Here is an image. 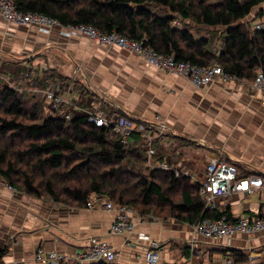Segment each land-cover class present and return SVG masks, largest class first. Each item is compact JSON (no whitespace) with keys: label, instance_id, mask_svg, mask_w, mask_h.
<instances>
[{"label":"crops","instance_id":"0c3cea01","mask_svg":"<svg viewBox=\"0 0 264 264\" xmlns=\"http://www.w3.org/2000/svg\"><path fill=\"white\" fill-rule=\"evenodd\" d=\"M260 10L264 11V2L241 23L263 21L255 18ZM174 17L172 28H188L187 23L191 30H186L198 37L193 22ZM46 72L47 79H54L51 89L64 102L63 116L32 81L41 77L45 81ZM5 88L18 97L23 91L38 99L45 118L72 119L103 111L109 116L126 115L137 124L163 126L172 136L165 144L170 149L164 160L177 164L180 158L198 182L214 158L236 165L240 177L264 179V106L243 82H217L199 89L127 49L100 45L64 26L14 25L0 17V93ZM179 140L186 144L178 146ZM126 148H140L139 139L133 137ZM189 185L197 186L191 181ZM16 199L0 188V249H7L1 264H44L34 259L37 249L72 257L87 249L92 238L118 254L110 264H144L150 241L160 244V264H222L226 259L232 264H264V233L209 239L195 234L190 225L131 212L134 232L122 237L110 232L115 212L105 209L109 201L101 196L90 197L91 208H68L36 197ZM218 214L232 220L242 214H264V190L220 198L216 212L208 211L211 217Z\"/></svg>","mask_w":264,"mask_h":264},{"label":"trees","instance_id":"16d2710c","mask_svg":"<svg viewBox=\"0 0 264 264\" xmlns=\"http://www.w3.org/2000/svg\"><path fill=\"white\" fill-rule=\"evenodd\" d=\"M12 1L23 13L44 14L65 27L87 25L102 34L117 33L129 40L143 41L144 46L157 54L172 56L177 62L200 67L217 64L238 81L252 82L258 71L264 74V31H251L241 23L264 0ZM174 16L198 26L223 28L221 34L213 33L220 47L216 38L197 39L185 26L172 28ZM255 18L264 20V11H258ZM214 52L218 55L214 56ZM32 99L29 95L18 97L9 88L0 93V176L7 184L14 187L13 179L20 175L17 164L10 159L12 140L20 139L19 146L27 142L23 150L17 151L15 160L29 157L32 171L46 179L42 184L45 197L58 204L69 202L66 206L82 208L92 195H98L126 206L141 218L173 220L190 226L204 218L226 216H209L198 186L191 187L188 178L146 168L147 158L141 148H126L118 135L94 127L86 117L45 118L41 103ZM133 137L138 139L137 135ZM1 141L8 142V147ZM154 147L159 152L154 161H163L170 147ZM21 176L23 193L42 198L34 178ZM178 191L179 200L175 202L171 197ZM6 252V248L0 249V261Z\"/></svg>","mask_w":264,"mask_h":264},{"label":"built area","instance_id":"2783aa9c","mask_svg":"<svg viewBox=\"0 0 264 264\" xmlns=\"http://www.w3.org/2000/svg\"><path fill=\"white\" fill-rule=\"evenodd\" d=\"M0 17L9 24L38 26V27H63L57 19L39 13H23L18 10L12 0H0ZM173 25H177L174 22ZM65 27V26H64ZM72 33L86 36L91 41L100 45L116 46L127 49L141 55L145 61L162 71L185 78L194 87H203L214 82L238 81L236 78L224 73L222 68L217 65L207 67L194 66L189 63L177 62L172 56L157 54L149 47L144 46L143 41L129 40L117 33L102 34L87 25L66 27ZM253 31H264V20L252 27ZM218 55V54H217ZM251 88L260 98L264 106V74L261 71L256 73L251 82ZM45 97L50 100L56 108L57 113L63 116V100L57 96L53 90L45 92ZM69 119V117H65ZM87 122L96 128L109 129L121 139V143L126 147L133 136L137 135L140 148L145 152L148 168H155L164 171H171L175 178L185 177L198 186V195L204 203V210H217L220 198H229L235 194H251L259 190H264V179L257 175L241 177L237 167L219 158L210 160L205 166L204 178L197 181L190 170L182 168L181 165L170 164L168 161L155 162L154 157L159 155L154 145L167 144L169 132L164 127L152 124H142L136 126L134 121L124 115L109 116L103 111L90 113L86 116ZM156 130V131H155ZM157 132V135L154 134ZM0 188L12 194L17 193V189L9 184L0 176ZM87 207L91 208L88 201ZM107 211L115 212L114 220L110 227V232L117 236L129 237L134 232V224L131 220V211L124 205L111 202L105 203ZM195 234L209 239H225L234 235H241L251 238L259 233H264V214L254 216L242 214L236 219H229L221 216L218 219L204 218L197 221L193 226ZM130 246V242H126ZM160 244L157 241L148 242L143 254L144 264H160ZM193 253H198L192 247ZM118 257V254L107 244L95 238L90 240L87 249L78 251L72 257H65L54 251L44 253L42 250L35 251L34 259L36 262L44 264H110ZM1 264V263H0ZM222 264H232L230 259H226Z\"/></svg>","mask_w":264,"mask_h":264},{"label":"rangeland","instance_id":"374dc122","mask_svg":"<svg viewBox=\"0 0 264 264\" xmlns=\"http://www.w3.org/2000/svg\"><path fill=\"white\" fill-rule=\"evenodd\" d=\"M212 0H208V2H211ZM256 15H257V13H256ZM255 15V16H256ZM247 25H248V27H249V29L251 30V31H253L252 30V27L253 26H255L256 24H258V23H256V24H252V23H249V22H247L246 23ZM252 24V25H251ZM186 25L188 26V28L187 29H189V30H191V28H190V26L186 23ZM195 26V25H194ZM197 26V27H196ZM195 27L198 29L199 27H201V26H198V25H196ZM179 28H180V25H179ZM182 28H183V26H182ZM195 30V31H198L197 33H196V35L198 36L197 38L199 39V37L200 36H202V35H207V37L210 39H215L216 38V41H218L217 40V36H215L216 34H218V33H220V32H223V28H215L214 29V31H211V33L210 32H206V31H204V30ZM193 30V29H192ZM199 33V34H198ZM215 35H214V34ZM200 35V36H199ZM218 44H220L219 43V41L216 43V45H217V48L218 47H220V45H218ZM132 52V51H131ZM132 53H134V52H132ZM134 54H136V53H134ZM136 55H138V56H140L141 58H142V56L141 55H139V54H136ZM214 56H217V52H214ZM158 70H160V69H158ZM160 71H162V70H160ZM165 72V71H164ZM167 73V72H166ZM48 73L46 72V74H44V76H43V80H45V81H43L42 82V77L41 78H38V80L37 79H33L32 81H34L33 83H34V86L36 87V89L39 87V88H41V90H43V91H52V86H53V84H54V79H50V78H48L47 79V77L46 76H49V75H47ZM174 75V74H173ZM177 76V75H176ZM44 77H45V79H44ZM183 79H185V78H183ZM186 80V79H185ZM187 81V80H186ZM46 82V83H45ZM217 82H219V83H225V82H220V81H217ZM217 82H214V83H217ZM228 82V81H227ZM244 83V86L245 87H247L248 89H250L253 93H254V91L252 90V88H251V82H247V83H245V82H243ZM209 85H211V84H209ZM209 85H207V86H209ZM207 86H203V87H198L199 89H204L205 87H207ZM15 88L16 89H18L19 87L17 86H15ZM197 88V87H196ZM17 92V91H16ZM20 94V97L21 98H24V97H26V96H28V94L27 93H24L23 91L21 92V93H19ZM29 94H31V93H29ZM30 96V95H29ZM31 97H33V96H31ZM34 102L35 101H38V102H40L38 99H36L35 97H33V99H32ZM41 103V102H40ZM41 105H42V103H41ZM42 107L44 108V106L42 105ZM26 108H29V106H27ZM2 115V112L0 111V116ZM135 124H136V126H140V125H142V124H137L136 122H134ZM163 127V126H162ZM156 131V130H155ZM154 131V134H156L157 135V132H155ZM5 142V143H4ZM4 142H2L1 141V144H2V146H6L7 145V147H8V142L6 143V141H4ZM19 142L21 143L22 142V140H12V145H11V149H13V155H11V157H10V159H12L11 161L12 162H14V164H17V166H16V169H17V171L20 173V175H18V176H16L13 180H14V182H15V185H14V187L17 189V193L16 194H13V195H17V199H19L20 197H22V198H29V197H32V198H35V196H33V195H28V194H25V193H23L24 192V190H21V188H20V186L23 188V185H22V176H21V173L22 174H27L28 176H30V177H32V178H34V180H35V186L37 187V189H39V191L43 194V197L42 198H39V200H41V201H50L51 203H54V204H58V203H56V202H54L52 199H49V198H47V197H45V194H44V192L45 191H43V188H42V184H44L45 182H46V179L45 178H43V177H41L40 176V174L38 173V172H34V171H32V169H31V167H30V162H31V160L30 159H28L29 157H27V158H23V160H20V161H17V160H15L16 159V157H17V151H19V150H23L24 148H25V145H26V142L27 141H24V143H22L23 145L22 146H19L20 144H19ZM177 144H178V146L180 145V144H186V142H185V140L183 141H177L176 142ZM17 145V144H19V145H17V146H15V145ZM165 145V144H164ZM163 145V146H164ZM165 148H166V146H164ZM163 147V148H164ZM15 148V149H14ZM181 152H182V155H181V159H186L185 157H186V151H185V149H182L181 150ZM167 155V154H166ZM168 156V155H167ZM170 156H171V154H170ZM165 159V158H164ZM224 161V160H223ZM184 162H182V160H180V158H179V162H177V165H181V167L182 168H186V169H188V170H190V168H189V166L187 167L186 165H184L183 164ZM175 165V164H174ZM151 169H153V167H151ZM191 172V171H190ZM158 183H160V184H162V182L161 181H157ZM41 186V187H40ZM180 191H181V188H180ZM9 192V191H8ZM56 192L59 194V193H61V185H59V186H56ZM179 191L177 192V193H175V194H173L172 195V199L175 201V202H177L178 200H179ZM12 194V193H11ZM16 199V200H17ZM36 199H37V197H36ZM59 199L60 200H62V201H68V200H66L65 199V197L64 196H59ZM110 202V201H109ZM69 203V202H68ZM68 203H66V204H64V205H62V206H65V207H68V208H71V207H69V206H66ZM59 205H61L60 203H59ZM87 208H89V207H87ZM106 209V208H105ZM156 214H158V211H156ZM93 239V238H92ZM96 239V238H95ZM35 255V254H34Z\"/></svg>","mask_w":264,"mask_h":264},{"label":"bare ground","instance_id":"6f19581e","mask_svg":"<svg viewBox=\"0 0 264 264\" xmlns=\"http://www.w3.org/2000/svg\"><path fill=\"white\" fill-rule=\"evenodd\" d=\"M32 70V69H31ZM17 87V86H16ZM165 146V145H164Z\"/></svg>","mask_w":264,"mask_h":264}]
</instances>
